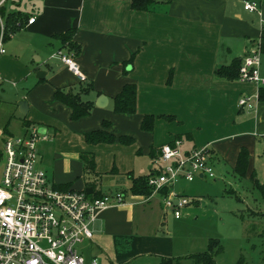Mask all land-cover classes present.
<instances>
[{"label":"crops","instance_id":"obj_1","mask_svg":"<svg viewBox=\"0 0 264 264\" xmlns=\"http://www.w3.org/2000/svg\"><path fill=\"white\" fill-rule=\"evenodd\" d=\"M242 1L154 0L146 10L135 11L130 0H2L0 18L17 14L21 27L4 40L0 56V113L18 123L11 128L3 124L0 143L35 127L43 136L36 144V167L48 185L89 189L90 199L124 195L123 204L102 211L92 223L85 247L88 253L92 249L89 258L102 256L109 264L192 261L188 257L197 252L174 258L160 246L165 238L158 228L149 230L148 223L137 220L151 213L155 203L161 212L160 198L129 194V177H145L159 148L175 139L185 149L208 147L218 173L213 181L225 179L228 169L240 181L264 184V100H257L251 112L236 107L240 97L264 95V85L216 76L219 68L239 63L264 28V0H254L259 14L244 11ZM70 29V41L79 47L74 62L84 82L49 59L61 48L56 35ZM126 84L135 88L134 113L114 114L112 99ZM55 89L91 103L89 115L71 121L70 110L53 99ZM144 116L151 118L149 131L140 128ZM102 123L108 124L105 132L116 139L129 137L132 144H86L84 135L102 130ZM241 149L247 153L243 179L233 172ZM82 154L92 155L93 170H84ZM179 191L187 196L183 188ZM191 195L195 201L182 210L184 217L201 202ZM160 214L162 224L167 214Z\"/></svg>","mask_w":264,"mask_h":264},{"label":"built area","instance_id":"obj_2","mask_svg":"<svg viewBox=\"0 0 264 264\" xmlns=\"http://www.w3.org/2000/svg\"><path fill=\"white\" fill-rule=\"evenodd\" d=\"M2 0H0V4ZM242 9L259 14L254 0H243ZM27 20V24L33 22ZM5 34L0 18V56L5 53ZM259 42L254 43L241 58L236 80L264 85L259 75ZM49 59L59 61L79 81L73 52L57 50ZM257 93L240 97L238 110L254 111ZM264 138V135H263ZM43 139L35 127L20 136L5 138L0 146V264H99L85 258V245L91 240V225L97 215L114 205L124 203L122 193L103 194L88 198L84 192L58 189L47 183L43 170L36 167V144ZM215 180L212 155L208 147L183 148L175 139L162 145L151 161L145 183L150 196L160 198L165 214L175 220L194 198L176 190L180 183L196 178ZM145 197V198H147Z\"/></svg>","mask_w":264,"mask_h":264},{"label":"rangeland","instance_id":"obj_3","mask_svg":"<svg viewBox=\"0 0 264 264\" xmlns=\"http://www.w3.org/2000/svg\"><path fill=\"white\" fill-rule=\"evenodd\" d=\"M60 49L68 51L66 47ZM259 62L261 63V55ZM262 67L264 68L263 65ZM8 117L0 113V131L5 122L9 123V128L18 127V123ZM215 170L218 175L217 169ZM225 172V179L219 177L220 180L212 182L211 179L204 178L202 181L194 180L192 183L177 185L176 190L183 188L187 196L192 193L191 196L200 197L201 202L196 208L186 210L187 217L173 220L167 214L165 221L159 224L160 213H165L162 209L160 212L155 203L152 212L147 215L143 213L141 219L136 214V217L139 216L137 220L148 223L149 230L158 228L160 237L165 238L160 241V246H166L174 258L185 256L187 252L204 251L210 239L221 249V253L214 258L215 264H235L240 256L247 264H260L264 253V202L250 181L238 180L228 169ZM251 211L256 215L250 216ZM85 247L81 253L89 258L88 254L92 249H88V253ZM96 258L99 264H109L105 257L96 255ZM141 262V259H135L129 264ZM189 264L194 263L191 261Z\"/></svg>","mask_w":264,"mask_h":264},{"label":"trees","instance_id":"obj_4","mask_svg":"<svg viewBox=\"0 0 264 264\" xmlns=\"http://www.w3.org/2000/svg\"><path fill=\"white\" fill-rule=\"evenodd\" d=\"M154 0H130V8L135 11H144L152 4ZM1 16V14H0ZM5 34L14 33L21 27V20L17 14H7L3 19ZM73 30L70 29L60 35H56V38L60 41L61 48L66 47L67 52L73 51L77 54L79 47L73 44L70 39L73 35ZM6 39V38H5ZM259 50L264 53V28H262L259 36ZM239 63L233 62L228 67H221L216 71V76L225 80H235L237 78V68ZM53 99L62 105L66 106L70 110V120L76 121L89 115L92 108L91 103L81 101L78 94H72L63 90L55 89L53 92ZM258 100H264L263 92L260 91L257 94ZM135 110V88L131 84H126L122 87L120 92L112 99V112L114 114H132ZM108 127L107 123H102V130L93 131L84 135V142L89 145L94 144H111L114 140H117L122 145L132 144V139L129 137L115 138L112 134L104 131ZM140 128L143 131H149L151 129L150 116H144L141 121ZM80 161L84 165L85 169L93 170V157L92 155H80ZM247 166V153L244 149H241L237 155L236 163L234 166V174L243 179ZM146 177V176H145ZM145 177L132 178L129 177L130 187L129 194L132 196L147 197L150 194L149 188L145 183ZM253 188L257 191L260 198L264 202V184H259L256 181H251ZM64 188V187H63ZM253 216V215H252ZM221 253V249L217 246V243L213 240H208L206 249L202 252L190 255L188 258L192 259L194 264H215L214 258ZM169 260H161V264H167ZM235 264H247L242 256L238 257ZM264 264V253L261 258V263Z\"/></svg>","mask_w":264,"mask_h":264},{"label":"water","instance_id":"obj_5","mask_svg":"<svg viewBox=\"0 0 264 264\" xmlns=\"http://www.w3.org/2000/svg\"><path fill=\"white\" fill-rule=\"evenodd\" d=\"M39 73H40V71H38L37 74H39ZM37 74H36V76H35L36 78H37V76H38ZM99 99H100L101 101L103 100L102 97L99 98ZM18 105H19L20 107H22L23 109L26 108L25 103H24L23 101H21ZM21 113H22V112H21ZM84 193L88 195V194L90 193V190H89V189H86V190H84Z\"/></svg>","mask_w":264,"mask_h":264}]
</instances>
